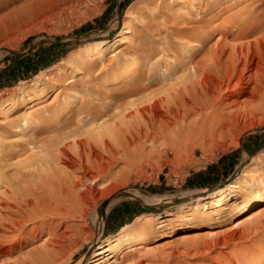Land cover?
<instances>
[{
    "label": "bare ground",
    "instance_id": "obj_1",
    "mask_svg": "<svg viewBox=\"0 0 264 264\" xmlns=\"http://www.w3.org/2000/svg\"><path fill=\"white\" fill-rule=\"evenodd\" d=\"M205 1L169 0V6L173 8L176 16L183 17V22L190 25L183 27L182 32L174 36L178 41L174 43L175 38L173 41L170 39L174 56L168 55L171 51L161 44L164 49L162 52H165L162 59L165 64L159 65L160 63L157 62L163 57L160 55L161 52L159 57L156 56L157 59L154 58L157 61L153 60L150 66L153 68V65L161 66L157 74L145 78L149 73L144 72L146 73L144 78L147 81H142V87L135 88L138 92L132 93L131 99H125L126 106H122L121 110L128 109V112H124L122 116L128 117L127 122L129 118L135 120L132 124L133 129H125L127 133L129 130V135L125 136V142L117 140L119 134L116 135V128H120L121 125L118 121L113 120L114 123H110L111 117L102 120L94 117L93 108L101 105L97 101H104L107 98V96L101 97L94 94L92 97L89 96L90 100L85 95V103L79 110V113H85L87 117V120L78 117V121H82L84 125L62 126L61 134L64 132L63 129H67L63 137L56 136V133L58 134L61 130L58 126L55 128L57 132L55 131L51 138L35 139L33 137L29 141L33 143L31 151L24 158L15 160H13L15 156L12 157L13 159L9 158L11 153L16 152L10 150L9 144L0 141V160H4L0 166V191L2 190L0 193V259L6 258L9 252L20 244L18 241L12 245L9 241L18 237L30 225L32 229L41 225L48 233L43 241L44 257L41 261L30 260L23 263L14 260L4 264H67L78 255L84 245V242L79 243L80 238L91 228L89 220L93 212L95 221H99L101 228L104 226L102 222L104 214L101 209L98 211L97 203L104 197L117 194L127 185L123 174L113 171V163L121 157H127L131 162L130 153L136 149L137 145L149 142L154 148L152 151L154 154L165 155L171 152L182 156V152L191 148L201 147L206 150L220 144L238 145L242 142L246 130L264 124V15L248 21L242 28L240 26L239 31H234L235 41L227 40L226 33H222L218 40L206 49L207 46L205 47L204 43L212 35L206 33L207 30L212 29H202L204 25L211 22L210 16L205 19L200 15L201 4L202 2L205 4ZM138 2L139 0H134L126 8L124 19L126 25L115 38L96 39L80 46L82 58L89 57L88 60L93 64L100 65L101 71L103 68L114 67L113 71L119 72L104 84L106 88L112 83L124 81L133 76L139 68L138 55L133 51L144 54V51L148 49L141 43L144 40H141L140 44L134 43L135 39L131 34L133 32L132 18L135 17L133 8ZM161 2L162 0H158L157 3ZM261 12L264 14V9ZM193 22L197 23L192 24ZM183 25L185 26L182 23L179 27ZM202 30L207 32L202 33ZM159 47L158 45L157 48ZM153 49L152 52L156 50L153 51ZM160 49L157 52L162 50ZM203 49L206 51L202 52L204 54L200 55L201 58L198 56L195 59V55ZM110 52L113 53L108 55ZM124 54L133 55L132 60L125 67L127 59H124L126 57ZM72 55L73 52L70 51L66 58ZM144 58L149 60L148 57ZM171 58L174 61L167 62ZM150 69L152 68L148 70ZM44 70L41 71L43 72L41 76L47 78L50 69L46 70L47 72ZM158 78L162 81L159 82L160 85L158 84L160 88L151 89L147 86V83L151 82L149 79L157 81ZM72 80V78L68 79L67 84ZM39 90L41 88L34 91L39 92ZM70 91L72 93L68 96L66 103L55 109L58 115H65L73 110L84 96L77 88ZM34 104V102L28 104L20 119L26 126L31 124L29 128L32 133L40 129L36 121L28 120V116L34 115L37 110L33 108ZM48 110H51V107L44 108V112ZM40 112L43 114V111ZM17 154L20 155V153ZM263 162L264 149H260L226 185L211 191L207 196L184 202L179 206V211L184 216L187 212H192L193 216L188 217V221L197 219L213 220V222L224 220L240 222L242 214L250 213L253 208L264 203V167L260 166ZM8 165H16V168L6 169ZM134 196L131 195V197ZM172 211L167 208L165 214L156 212L138 214L133 221L123 224L116 233L109 234L99 241L94 249L91 264H108L126 248L136 249L148 242L151 240V235L141 234V230L146 227L154 229L156 219L159 227L165 226L167 221L170 222L168 215L173 214ZM150 214L155 216L154 219H144ZM76 215L81 216L85 223L79 226L77 232H70L69 225L66 224L67 218L76 217ZM46 219L51 221L46 223ZM250 222L242 225V228L238 230L226 233H218L210 229L201 231L197 233L199 237L193 238L192 243H186L188 245L185 249H175L177 247L174 248L175 250L169 249L167 253L170 257L168 256V259L165 257L166 260L163 259V262L160 260L162 262L160 264H175L173 260L180 252L187 254L193 251L210 252L218 247L247 242L249 238L252 241L254 237L264 234V218H260L257 223L253 221L254 224ZM134 224L136 227H133ZM179 229L181 227H177V231ZM90 235L88 234L84 239L88 240ZM201 235L206 237L203 238ZM254 244L258 246L257 243ZM261 250L254 257L244 261L257 259L256 264H263L264 247ZM242 254L244 256V253ZM85 256L84 254L75 264H82ZM258 258L261 259L258 260ZM105 260L108 263H104ZM236 260L237 264L241 262L238 256ZM221 262L224 264V261ZM135 264L146 263L138 259Z\"/></svg>",
    "mask_w": 264,
    "mask_h": 264
},
{
    "label": "rangeland",
    "instance_id": "obj_2",
    "mask_svg": "<svg viewBox=\"0 0 264 264\" xmlns=\"http://www.w3.org/2000/svg\"><path fill=\"white\" fill-rule=\"evenodd\" d=\"M123 2L124 0H0V69H9H7L8 71L5 74H2L4 76L12 74L20 78L11 85L0 86V141L9 144L10 150L14 153L16 152L15 154L11 153L9 158L15 156L14 159L12 158L15 160L26 157L33 145L29 141L33 137L35 139L53 137L57 126L61 130L58 131V134L56 133V136L63 137L66 135L63 134L64 132L67 133L65 131L67 129H63L64 132L61 134L62 126L84 125L82 121H78V117L80 116L84 120H87L85 113H79L82 104L85 103V95L89 100L93 94L100 95L101 97L107 96L104 101L100 100V102L96 100L97 103H101L102 107L99 105L93 108V115H95V118L101 120L111 117L110 123L118 121L121 125L120 128H116V135L119 134L117 140L126 141L125 136L129 135V130L127 133L125 129H133L132 124H134L135 120L134 118H129L130 120L127 122L128 117L122 116L125 114L124 112H128V109L125 111L121 110L123 109L122 106H126L127 100L125 99H131V95L137 94L138 91L135 88L137 86L142 87L143 82L147 81L145 78L157 74L161 66L153 65L154 68L150 66L152 62L157 61L154 58L157 59L156 56L159 57L158 55L164 50L162 49V45L165 48L168 47L171 51L168 55L174 56L172 50L173 44L171 42L177 33L182 32L183 27L190 24L184 23L183 17L176 16L173 8L169 6V0H162L160 4L157 3L158 0H139L133 8L135 17L132 18L133 32L131 34L134 36V43L140 44V41L144 40L141 43H143V47L148 49L144 51V54H138L137 51H133L138 55L139 60V68L133 76L127 80L112 83L106 88L104 84L119 72H114V67L103 68L101 71L100 65L93 64L88 60L89 57L82 58L80 46L96 39L115 38L121 32L124 25H126L124 24V19L126 18L125 10L130 5L129 3L125 10L122 11L121 6ZM202 3L200 15L205 19L208 16L211 17L209 18L211 22L202 28L204 30L212 29L207 30L208 32L202 30V33L204 31V33L207 32L206 34H212L204 43L205 47L207 46L206 49L213 45L222 33H226L227 40L235 41L233 37L235 32L239 31L248 21L258 19L264 15L261 12L264 9V0H206L205 4L204 2ZM181 22L185 26L179 27L182 24ZM195 23L197 22H193L192 24ZM224 23L227 24L225 25ZM172 27H177V30H174ZM167 40L170 43L164 42ZM175 41L178 40L175 38L174 43ZM164 43L166 44L164 45ZM52 45L57 46L55 47V52L52 55H48L49 59L55 56H58V58L44 68L30 70L27 74H24L23 61L27 58L37 60L38 56L47 58L43 52ZM158 45L160 46L159 48H157ZM150 47L151 49H149ZM153 48L157 49L154 51ZM152 49L154 52H152ZM158 49L161 51L157 52ZM204 49L195 55V59L198 56L201 58L200 55L204 54L202 52L206 51ZM70 51L73 52V55L66 58ZM147 51L150 52L148 53ZM111 53L113 52H110L108 55ZM150 53H154V55ZM164 53L162 52L163 55L160 54L163 57L157 61L160 63L159 65L165 64V61L162 60L164 59ZM132 56L130 54L126 55V57L123 56L125 57L124 59H127L124 67L132 60ZM144 57H148L149 60ZM170 61H174V59L171 58L167 62ZM147 67L153 70H148L149 68L147 69ZM42 70H48L47 78L41 76ZM144 72L149 73V75L145 77L146 73ZM71 78L73 80L67 84L68 79ZM158 79L157 81L149 79L151 82L147 83V86H150L151 89L160 88L158 84L160 85L162 81ZM65 85L66 87H64ZM72 86L74 89L81 90L84 96L73 110L65 115H58L55 109L66 103L68 96L72 93L70 91V89H73ZM56 87L60 88L57 89ZM40 88L39 92L34 91ZM31 102L35 103L33 108L37 110L34 115L28 116V120L36 121L39 125L37 127L40 128L34 133L29 128L31 124L26 126L22 120L20 121L25 109H27L28 104ZM45 107H51V110L44 112ZM39 110L43 111V114ZM4 111L6 113H3ZM116 119H120L121 121ZM220 145L209 147L206 150L201 147L191 148V150L182 152L181 156L180 154L171 152L165 155L154 154L152 153L154 148L149 142H146L144 145H137L136 149L132 150L133 152L130 153L131 162H129L127 157L115 160L113 171L117 172V174L122 173L127 180V185L118 191L117 194L104 197L97 203L98 211L101 209L104 214L102 221L104 226L101 228L100 223H98L99 221H95V214L93 212L89 220L91 228L84 233L79 241L80 244L84 242V245L78 255L67 264H75L84 254L86 258L82 264H91L94 258V249L97 247L99 241L109 234L116 233L122 226H118L122 220H130L129 222H131L142 212L165 214L167 208L173 210V214L168 215L170 222L167 221L165 226L159 227V222H156V219L154 220V229L146 227L144 230H141V234L151 235V240L143 243L142 247L140 246L136 249L126 248L122 254H117L112 259L113 262L108 263L105 260L104 263L135 264V261L140 259L144 260L146 264H160L163 262V259L166 260L165 257L167 259L170 257L167 253L169 249L170 251L175 247L178 250L185 249L188 244L192 243L195 237L197 238V233L201 231L210 229L218 233H226L242 228V225L249 224L252 219L257 223L260 218H264V203L253 208L250 213L242 214L240 217L241 221L238 223L228 220L222 222L197 219L188 221V217L193 216L192 212L189 211L184 216L179 211V206L184 202L207 196L211 191L226 185L227 182L241 171L243 165L250 160L253 154H256L260 149H264V124L246 130L242 142L238 145L234 143H228L229 146L226 144L221 147ZM15 146L17 147L16 149L14 148ZM17 153H20V155ZM3 161L0 160V166ZM55 165L59 166L58 164ZM260 166L264 167V162ZM14 168H16V165H8L6 167L9 170ZM131 195L135 196L131 197ZM137 211L140 212L137 213ZM154 217L153 214H150L145 216L144 219H154ZM67 220L66 224L69 225L70 232H77L79 226L85 223L79 215L68 217ZM48 221L51 220L46 219L45 222L48 223ZM253 221L250 223L254 224ZM39 223L43 222L39 221ZM31 226L21 232L18 237L9 241V244L11 243L12 245L18 241L20 244L16 248H13L6 258L0 259L1 264L14 260L25 263L30 260L35 262L43 259L42 246L48 233L41 225L35 229H32ZM133 227H136V225L134 224ZM177 227H181V229L177 231ZM88 234L91 235L88 240H85L84 238ZM263 235L260 234L257 238L254 237L257 241H255L256 239L253 240L254 238L250 241L248 237L249 240L247 242L243 241L238 245L230 244L229 246L218 247L216 250L210 252L193 251L189 253L190 255L180 252L175 256L173 263L223 264L221 261H224V264H237L235 262L238 256L241 259L239 264H256L257 259H250L247 262L244 260L254 257L264 247ZM201 237L203 236L201 235ZM254 243H257L258 246ZM251 244L254 245L252 246ZM158 252L160 254L159 257ZM242 253H244V256ZM218 258H222V260ZM158 261L159 263H157Z\"/></svg>",
    "mask_w": 264,
    "mask_h": 264
},
{
    "label": "trees",
    "instance_id": "obj_3",
    "mask_svg": "<svg viewBox=\"0 0 264 264\" xmlns=\"http://www.w3.org/2000/svg\"><path fill=\"white\" fill-rule=\"evenodd\" d=\"M133 0H124L122 6H121V10L124 11L125 8L128 6L129 3H131ZM57 45H52V46H49L47 48V50H45L43 52V54L46 55L47 58H45L44 56H38L37 60H33V59H25L23 62L24 64L22 65L23 66V71H24V74H27L30 70H36L38 68H44L50 64H52L54 62V60H56L58 58V56H55L51 59H49V56L48 55H52V53L55 52V47ZM65 51V50H64ZM58 53V52H57ZM12 68H14V66H12ZM8 68H2L0 69V86H3V85H11L14 81H17L19 80L20 78L18 76H14L12 74H10L9 76H4L2 75L3 73L5 74L6 71ZM8 77V78H6ZM141 211V210H140ZM140 211H137V213H139ZM130 220H122L118 226L120 225H123V223H126V222H129Z\"/></svg>",
    "mask_w": 264,
    "mask_h": 264
}]
</instances>
